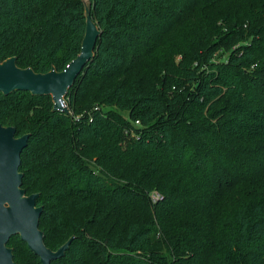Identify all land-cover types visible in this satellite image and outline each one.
<instances>
[{
    "label": "trees",
    "instance_id": "16d2710c",
    "mask_svg": "<svg viewBox=\"0 0 264 264\" xmlns=\"http://www.w3.org/2000/svg\"><path fill=\"white\" fill-rule=\"evenodd\" d=\"M87 2L100 33L68 111L0 90L44 245L72 237L50 264H264V0ZM85 22L84 0H0V62L61 71Z\"/></svg>",
    "mask_w": 264,
    "mask_h": 264
},
{
    "label": "water",
    "instance_id": "95a60500",
    "mask_svg": "<svg viewBox=\"0 0 264 264\" xmlns=\"http://www.w3.org/2000/svg\"><path fill=\"white\" fill-rule=\"evenodd\" d=\"M85 32L80 43V52L71 59L63 70L55 68L46 73L35 72L32 68H21L15 64V57L0 62V90L7 94L15 89L33 94H50L53 110L67 112L61 103L75 78L94 54L96 38L100 33L89 14L87 2ZM28 134L15 136L12 126L0 123V264H17L13 260V249L7 246L12 235H19L27 247L39 257L41 264H50L52 259L61 257L68 248L72 237L51 250L44 245L43 231L38 227L42 207L36 204L38 193L26 195L21 187L22 173L19 171L20 154L27 143Z\"/></svg>",
    "mask_w": 264,
    "mask_h": 264
},
{
    "label": "built area",
    "instance_id": "2783aa9c",
    "mask_svg": "<svg viewBox=\"0 0 264 264\" xmlns=\"http://www.w3.org/2000/svg\"><path fill=\"white\" fill-rule=\"evenodd\" d=\"M65 105H66V102L63 101L61 103V106L65 107ZM149 195H150V200H151L152 203H156L158 201H161L164 198V195L159 193L157 190H152Z\"/></svg>",
    "mask_w": 264,
    "mask_h": 264
},
{
    "label": "rangeland",
    "instance_id": "374dc122",
    "mask_svg": "<svg viewBox=\"0 0 264 264\" xmlns=\"http://www.w3.org/2000/svg\"><path fill=\"white\" fill-rule=\"evenodd\" d=\"M84 2H85V10L87 11V0H84ZM102 108H103L104 110L106 109L105 106H102ZM134 124H135V125H138L137 122H134Z\"/></svg>",
    "mask_w": 264,
    "mask_h": 264
}]
</instances>
